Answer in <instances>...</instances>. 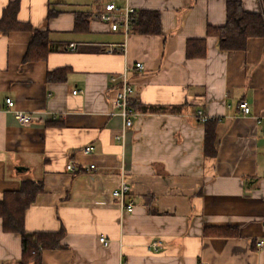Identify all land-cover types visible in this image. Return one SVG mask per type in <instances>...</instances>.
<instances>
[{
  "label": "crops",
  "instance_id": "crops-1",
  "mask_svg": "<svg viewBox=\"0 0 264 264\" xmlns=\"http://www.w3.org/2000/svg\"><path fill=\"white\" fill-rule=\"evenodd\" d=\"M13 2L17 20L46 32L53 49L38 59L29 55L40 42L34 32L0 33V202L26 182L42 183L24 229L64 230L65 238L41 264H264V36L221 50L209 30L227 25L229 0H0V19ZM110 3L139 17L159 13L161 33L126 41L98 18ZM241 3L262 12L261 0ZM125 41V53L106 51ZM127 68L137 119L118 141L111 77ZM8 98L37 122L19 123ZM72 162L77 173L67 170ZM123 180L133 213L113 196ZM0 264H23L22 235L1 217Z\"/></svg>",
  "mask_w": 264,
  "mask_h": 264
},
{
  "label": "trees",
  "instance_id": "trees-1",
  "mask_svg": "<svg viewBox=\"0 0 264 264\" xmlns=\"http://www.w3.org/2000/svg\"><path fill=\"white\" fill-rule=\"evenodd\" d=\"M264 2V0H263ZM18 3H11L4 11L0 19V33L9 34L13 31L34 32L39 37V45L32 48L29 55L39 52L38 59H44L47 53L53 51L50 48L46 32L33 31L28 25L17 20ZM86 16L77 17V28L80 21ZM161 17L157 12L144 11L135 24L134 33L145 35H158L161 33ZM209 33H216L219 45L223 51L243 50L247 41L252 37L264 36V17L262 12L249 13L243 9L241 0H229L228 22L220 29H210ZM44 49H46L44 51ZM35 51V52H34ZM195 55H189L193 57ZM213 134L209 135L206 142V150L213 146ZM43 192L42 183L26 182L22 189L16 193H9L0 202V217L4 220L7 231H13L22 235L23 264H41L42 253L45 250L63 249L62 241L65 232L59 233H34L29 234L24 229V217L27 209L34 203L37 196Z\"/></svg>",
  "mask_w": 264,
  "mask_h": 264
},
{
  "label": "built area",
  "instance_id": "built-area-1",
  "mask_svg": "<svg viewBox=\"0 0 264 264\" xmlns=\"http://www.w3.org/2000/svg\"><path fill=\"white\" fill-rule=\"evenodd\" d=\"M261 4L263 6L262 13L264 17V2L261 0ZM98 18L107 24L112 32L122 33L127 41V39L134 33V27L137 21L139 20L138 11L127 5L124 9H120L116 4L110 3L105 6V9L102 13L98 15ZM126 41L118 46H109L106 51L108 53H125L126 52ZM70 49L72 51L76 50L75 45H71ZM136 70L143 71L145 66L142 63H137L135 65ZM111 81L118 85V89L116 92V96L112 101L115 112L111 113V116H119L123 121V132L120 136L117 137L118 141H122L125 139L126 133L133 129L135 120L137 119V114L131 109V99L134 95V88L130 78V70L127 68L120 75H115L111 77ZM77 91L74 92V95H77ZM7 109L12 112L16 118V120L22 125H30L32 123L37 122L35 115L26 114L20 111L15 110V101L11 98L6 100ZM239 109L245 116H249L251 114V107L247 102H240ZM198 118L204 124L209 123L211 119L204 115L202 112L198 113ZM55 120H61L63 117L59 115L57 117H53ZM260 123L262 121H259ZM86 154H91L93 149L88 147L84 150ZM96 165H91L87 171L93 170L96 171ZM67 170L71 173H77L78 169L76 165L72 162L67 166ZM131 193V188L129 184L123 180L119 189L114 191L113 196L119 201V204L123 211L126 213H133L135 210V204L130 200L129 195ZM101 245L105 248L110 247V241L102 236L99 239ZM163 243L160 240L154 241L149 246V249L152 251L158 252L162 249ZM257 247L262 249L264 247V242L259 241L257 243ZM126 264V263H123Z\"/></svg>",
  "mask_w": 264,
  "mask_h": 264
}]
</instances>
